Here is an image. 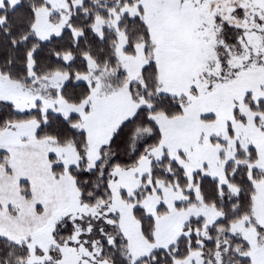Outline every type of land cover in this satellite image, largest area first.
Segmentation results:
<instances>
[{"label": "snow or ice", "instance_id": "1", "mask_svg": "<svg viewBox=\"0 0 264 264\" xmlns=\"http://www.w3.org/2000/svg\"><path fill=\"white\" fill-rule=\"evenodd\" d=\"M0 264H264V0H0Z\"/></svg>", "mask_w": 264, "mask_h": 264}]
</instances>
